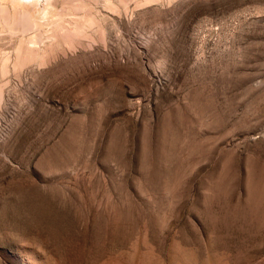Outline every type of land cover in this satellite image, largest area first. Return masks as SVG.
Returning <instances> with one entry per match:
<instances>
[{"label": "rangeland", "instance_id": "rangeland-1", "mask_svg": "<svg viewBox=\"0 0 264 264\" xmlns=\"http://www.w3.org/2000/svg\"><path fill=\"white\" fill-rule=\"evenodd\" d=\"M0 264H264V0H0Z\"/></svg>", "mask_w": 264, "mask_h": 264}]
</instances>
